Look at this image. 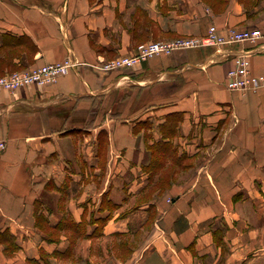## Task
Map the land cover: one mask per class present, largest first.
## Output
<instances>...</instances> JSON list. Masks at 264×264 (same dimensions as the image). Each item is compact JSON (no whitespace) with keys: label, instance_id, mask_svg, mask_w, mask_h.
Segmentation results:
<instances>
[{"label":"crops","instance_id":"obj_1","mask_svg":"<svg viewBox=\"0 0 264 264\" xmlns=\"http://www.w3.org/2000/svg\"><path fill=\"white\" fill-rule=\"evenodd\" d=\"M210 25L262 37L104 67ZM3 34L75 66L0 91V264H264V85L226 88L243 50L264 74V0H0Z\"/></svg>","mask_w":264,"mask_h":264},{"label":"built area","instance_id":"obj_2","mask_svg":"<svg viewBox=\"0 0 264 264\" xmlns=\"http://www.w3.org/2000/svg\"><path fill=\"white\" fill-rule=\"evenodd\" d=\"M262 37L258 28L228 30L226 35L218 32L215 25H210L201 37L178 38L172 41H149L138 45L134 55H121L109 60L104 67L115 69L132 67L141 60L159 54H168L176 49H188L201 45H223L230 42H255ZM75 66L70 59L45 63L26 69L14 70L0 75V91L13 92L23 86H43L66 74ZM264 85V74L256 75L250 71L249 52L241 51L234 58V66L227 71L226 88L232 91L247 92L256 90ZM6 147V139L0 137V153Z\"/></svg>","mask_w":264,"mask_h":264},{"label":"trees","instance_id":"obj_3","mask_svg":"<svg viewBox=\"0 0 264 264\" xmlns=\"http://www.w3.org/2000/svg\"><path fill=\"white\" fill-rule=\"evenodd\" d=\"M241 1V0H240ZM1 44H0V74H4L11 68H19V65L14 63L13 59L16 57H20V50L16 46L20 44V37L3 34L1 36ZM100 222H104V219L100 220ZM79 226V225H77Z\"/></svg>","mask_w":264,"mask_h":264},{"label":"rangeland","instance_id":"obj_4","mask_svg":"<svg viewBox=\"0 0 264 264\" xmlns=\"http://www.w3.org/2000/svg\"><path fill=\"white\" fill-rule=\"evenodd\" d=\"M201 1H202V3L206 4L207 6H210L213 9L214 12H219V11H222V9L224 8L225 3L227 1H229V0H201ZM238 1H240V0H238ZM153 41H155V40H153ZM14 70H20V67L19 68H17V67L11 68V69H9L7 71L4 70V72L8 73V72H12ZM0 75H3V74H0ZM98 141L100 142L101 146L98 148V152H97L98 157L96 158V161L98 163H103V162H106V158H107V155H106L105 151H106V148H107V141L108 140L105 139V138L100 137L98 139ZM95 173L96 172L89 171L87 178L88 179L98 180V178L96 176L95 177H91V175H90V174H95ZM100 173H102V172H100ZM100 178H102V177H100ZM108 205L110 207H112V204H108ZM128 210L122 211L121 214L122 215L125 214L126 212H128ZM92 219H93V221H95V218H91L90 222L92 221ZM104 221H106V220H104ZM83 228H84V226H83Z\"/></svg>","mask_w":264,"mask_h":264},{"label":"water","instance_id":"obj_5","mask_svg":"<svg viewBox=\"0 0 264 264\" xmlns=\"http://www.w3.org/2000/svg\"><path fill=\"white\" fill-rule=\"evenodd\" d=\"M69 59V58H68ZM71 60V59H70ZM72 61V60H71ZM74 63V61H72Z\"/></svg>","mask_w":264,"mask_h":264}]
</instances>
